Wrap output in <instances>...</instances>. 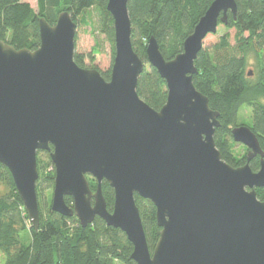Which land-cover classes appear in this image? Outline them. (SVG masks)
Wrapping results in <instances>:
<instances>
[{
    "label": "water",
    "instance_id": "water-1",
    "mask_svg": "<svg viewBox=\"0 0 264 264\" xmlns=\"http://www.w3.org/2000/svg\"><path fill=\"white\" fill-rule=\"evenodd\" d=\"M128 1L106 2L114 33L108 79L74 61L68 10L52 25L39 17L34 50L0 39V163L31 227H39L36 157L46 151L54 168L50 209L82 227L99 217L120 229L136 264H264V202L255 191L264 186V150L249 126L236 125L231 137L248 149L246 161L233 167L222 159L214 140L220 114L193 83L204 39L228 14L236 17V1L212 0L172 59L149 37L146 60L166 89L159 109L136 91L145 63L132 46ZM102 181L113 190L111 210ZM134 194L155 207L160 232L152 251Z\"/></svg>",
    "mask_w": 264,
    "mask_h": 264
},
{
    "label": "trees",
    "instance_id": "trees-1",
    "mask_svg": "<svg viewBox=\"0 0 264 264\" xmlns=\"http://www.w3.org/2000/svg\"><path fill=\"white\" fill-rule=\"evenodd\" d=\"M211 1L129 0L127 8L134 51L146 63L145 48L149 37L153 35L163 57L166 60L172 59L181 52L184 39ZM235 1L236 17L228 14V21L224 24L235 29L234 44H231L228 35H223L214 44L202 47L194 60L197 73L193 75L195 87L208 97L210 108L220 114V126L215 129L214 140L222 159L233 167L246 161V155L238 157L233 152L236 143L230 133L233 126L242 124L237 119L244 107L250 109L251 123L248 126L264 150V0ZM106 2L37 0L35 12L26 1L0 0V39L16 49L34 50L39 45V17L45 18L52 25L58 13L68 10L76 22L81 12L96 6L101 31L113 45V20L106 9ZM251 55L255 57L257 66L254 75L249 77L246 67ZM73 58L79 66L82 65L81 55L74 54ZM101 74L105 79L109 78V74ZM136 91L154 109H159L166 98L165 82L152 66L144 68L139 75ZM36 161L39 207L37 230L29 223L9 170L0 163V185L4 187L0 194L2 264H113L114 259L122 264H136L130 258L132 244L120 229L106 225L99 217H95L91 224L83 228L75 216H63L52 211L49 205L41 209L39 200L43 191L53 188L54 169L50 161L42 165L37 157ZM249 164L253 170H257L258 156ZM88 180L94 191L95 180ZM42 183H45L43 187ZM101 191L107 209L111 210L114 194L106 181H102ZM255 191L257 198L264 202V186ZM64 198L71 205L72 198ZM134 199L148 247L152 251L160 232L155 220V207L149 200L136 194Z\"/></svg>",
    "mask_w": 264,
    "mask_h": 264
},
{
    "label": "rangeland",
    "instance_id": "rangeland-1",
    "mask_svg": "<svg viewBox=\"0 0 264 264\" xmlns=\"http://www.w3.org/2000/svg\"><path fill=\"white\" fill-rule=\"evenodd\" d=\"M30 4L33 11L37 12V0H23ZM76 33H75V49L74 54L81 55L82 67L87 69H97L100 73L110 74V69L114 57V43L108 39L101 31L99 22V11L96 6L89 8L85 12H81L76 18ZM223 35H228L231 44L235 42V29L229 28L220 24L216 33L208 34L203 42V47L210 46L217 42ZM113 56V57H112ZM150 65L146 62L144 68L148 69ZM257 66L254 56H249L246 71H254ZM102 75V74H101ZM238 123L247 125L251 123L250 109L244 107L240 110ZM240 125V124H239ZM234 142V141H233ZM236 143V142H235ZM242 144L236 143L233 145V152L236 156L246 155L247 151L241 146ZM244 146V145H243ZM245 147V146H244ZM246 152V153H245ZM41 165L50 161L49 156L45 152L37 154ZM51 163V161H50ZM52 165V164H51ZM50 167V166H49ZM49 169V168H48ZM45 183H42V187ZM4 191L3 185H0V194ZM52 197V189L44 190L39 200V206L42 210L48 205L50 206ZM38 199V198H37ZM30 223V222H29ZM3 263V257L0 256V264ZM113 264H122L120 261L114 259Z\"/></svg>",
    "mask_w": 264,
    "mask_h": 264
},
{
    "label": "flooded vegetation",
    "instance_id": "flooded-vegetation-1",
    "mask_svg": "<svg viewBox=\"0 0 264 264\" xmlns=\"http://www.w3.org/2000/svg\"><path fill=\"white\" fill-rule=\"evenodd\" d=\"M249 72V71H248ZM252 72V74L251 75H248L249 77H252L254 74H253V71H251ZM39 152V151H38ZM42 152H45V153H47L46 151H42ZM47 155H48V153H47ZM52 164V163H51ZM53 166V165H52ZM54 169V168H53ZM88 178H91V177H89L88 176ZM92 179V178H91ZM93 180V179H92Z\"/></svg>",
    "mask_w": 264,
    "mask_h": 264
},
{
    "label": "bare ground",
    "instance_id": "bare-ground-1",
    "mask_svg": "<svg viewBox=\"0 0 264 264\" xmlns=\"http://www.w3.org/2000/svg\"><path fill=\"white\" fill-rule=\"evenodd\" d=\"M83 228H85V227H83Z\"/></svg>",
    "mask_w": 264,
    "mask_h": 264
}]
</instances>
